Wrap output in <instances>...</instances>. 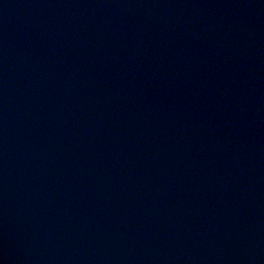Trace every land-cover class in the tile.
I'll return each instance as SVG.
<instances>
[{"label": "water", "instance_id": "1", "mask_svg": "<svg viewBox=\"0 0 264 264\" xmlns=\"http://www.w3.org/2000/svg\"><path fill=\"white\" fill-rule=\"evenodd\" d=\"M0 264H264V0H0Z\"/></svg>", "mask_w": 264, "mask_h": 264}]
</instances>
